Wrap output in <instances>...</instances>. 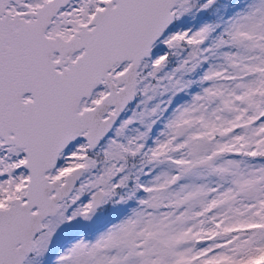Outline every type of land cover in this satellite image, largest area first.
I'll use <instances>...</instances> for the list:
<instances>
[{"label":"snow or ice","instance_id":"1","mask_svg":"<svg viewBox=\"0 0 264 264\" xmlns=\"http://www.w3.org/2000/svg\"><path fill=\"white\" fill-rule=\"evenodd\" d=\"M0 264H264V0H0Z\"/></svg>","mask_w":264,"mask_h":264}]
</instances>
